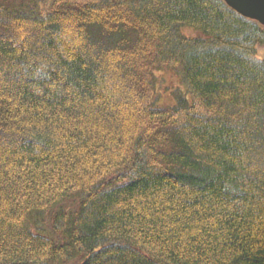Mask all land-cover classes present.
<instances>
[{
    "label": "trees",
    "instance_id": "trees-1",
    "mask_svg": "<svg viewBox=\"0 0 264 264\" xmlns=\"http://www.w3.org/2000/svg\"><path fill=\"white\" fill-rule=\"evenodd\" d=\"M260 48L223 0H0V264H264Z\"/></svg>",
    "mask_w": 264,
    "mask_h": 264
},
{
    "label": "rangeland",
    "instance_id": "rangeland-1",
    "mask_svg": "<svg viewBox=\"0 0 264 264\" xmlns=\"http://www.w3.org/2000/svg\"><path fill=\"white\" fill-rule=\"evenodd\" d=\"M258 57L264 56V48L258 50ZM155 99L160 104H169L174 101V94L183 90L179 78L171 71H159Z\"/></svg>",
    "mask_w": 264,
    "mask_h": 264
},
{
    "label": "water",
    "instance_id": "water-1",
    "mask_svg": "<svg viewBox=\"0 0 264 264\" xmlns=\"http://www.w3.org/2000/svg\"><path fill=\"white\" fill-rule=\"evenodd\" d=\"M244 17L253 19L264 26V0H223Z\"/></svg>",
    "mask_w": 264,
    "mask_h": 264
}]
</instances>
